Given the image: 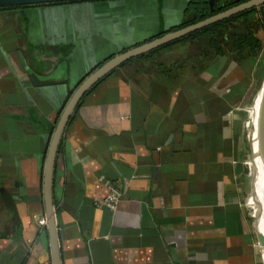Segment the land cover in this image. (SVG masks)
Here are the masks:
<instances>
[{"label": "crops", "instance_id": "obj_1", "mask_svg": "<svg viewBox=\"0 0 264 264\" xmlns=\"http://www.w3.org/2000/svg\"><path fill=\"white\" fill-rule=\"evenodd\" d=\"M160 1L147 21L165 14L171 23L159 28L178 24L184 0ZM34 3L0 8V264H54L51 234L36 220L50 206L58 264H264L248 167L251 78L235 91L243 73L226 57L187 65L179 54L186 45L143 56L152 46L102 72L68 112L46 192L64 107L102 64L146 42L137 11L148 5ZM77 18L93 30H80ZM114 32L128 34L130 45L81 65L93 52L89 40ZM111 190L113 209L101 202ZM258 194L264 206V188Z\"/></svg>", "mask_w": 264, "mask_h": 264}, {"label": "trees", "instance_id": "obj_2", "mask_svg": "<svg viewBox=\"0 0 264 264\" xmlns=\"http://www.w3.org/2000/svg\"><path fill=\"white\" fill-rule=\"evenodd\" d=\"M247 2L248 0H187L183 12L185 21L172 25L169 30L203 20L222 10L229 13L208 23L192 27L190 30L171 38V40L152 47V50L142 55L151 56L153 53L159 52L160 46L171 48L178 44L186 45L183 50H179V54L184 60L186 59L187 65H191L193 60H198L195 62L196 65L203 64L205 66L215 57H226L229 61H235L242 70L243 76L232 85L235 91H239L247 85L250 78L252 79L253 72H256V70L253 71V66L264 47V38L259 34L261 30L264 31V9H262L264 3L262 2L260 5L253 2L244 4ZM241 3L244 6H240ZM26 5L15 4L0 6V8H15ZM158 10L161 11L160 4ZM193 41L195 42L194 45L191 43ZM189 61L191 64H188ZM259 72L260 78L264 69ZM255 75L258 77L257 74Z\"/></svg>", "mask_w": 264, "mask_h": 264}, {"label": "water", "instance_id": "obj_3", "mask_svg": "<svg viewBox=\"0 0 264 264\" xmlns=\"http://www.w3.org/2000/svg\"><path fill=\"white\" fill-rule=\"evenodd\" d=\"M53 1H62V0H0V6H7V5H15V4H29V3H34V2H53ZM264 2V0H254L253 3H262ZM89 10H84V11H79L76 12L75 15L77 17H80L82 15H88ZM229 12L228 11H221L218 14H213L210 15L208 18H205L203 20H199L193 23H190L189 25L182 27V28H177V29H171L169 30L170 27L165 28L164 29V33L161 34L160 36H156L152 38V35H155V32H151V34L149 35L150 38L148 41H146L143 45H134L129 49H126L122 52H120L118 55L114 56L111 60H109L110 62L107 61V63L102 64L96 71H94L93 76H90L89 78H85L80 86L75 90V93L73 95V97L71 98V100L69 101V103L64 107V110L62 112V117L60 118L59 123L57 124L56 129L54 130V137H53V141H52V145H51V149H50V157L48 160V164H47V168H46V192L48 193L49 190V184H50V176H51V164H52V160H53V156H54V150L55 147L57 145V141L60 135V131L66 121V118L68 116V112L70 110V108L72 107V105L74 104L76 98L78 97L79 93L88 85H90L92 82H94V80L105 70H107L108 68H110L111 66H113V64H115L116 62L122 60L123 58H126L128 56L133 55V53L139 52L142 50V48H150L152 46L158 45L162 42L168 41L171 38L182 34L184 31L190 30V28L192 27H196L205 23L210 22L213 19L216 18H220L223 17L225 15H227ZM158 16L162 19V14L161 11L158 10ZM89 16H86V18L88 19ZM77 23H79L78 28L80 30H83V28H86L88 26V30H93L92 26H91V21H86L83 23H81L80 18H77ZM177 24V23H176ZM175 25V24H173ZM78 35L76 34L74 36V38H72V40L74 42H76ZM70 38V37H68ZM71 39V38H70ZM66 48L67 45H65V43L63 44ZM143 46V47H142ZM74 52V49H73ZM74 53H73V57L70 58L71 62L72 59H74ZM109 56H111L110 54H107L106 56H102L101 59H97L96 63H94V65H92L93 67L97 64H99L100 61H102L103 59H106L107 57L109 58ZM98 58V57H97ZM58 82L56 79L55 80H44L41 83H45V84H52ZM258 91L255 94L253 100H252V105L255 104L256 98L259 96V101H258V105L256 107L257 111L254 117V114L251 117V125H250V132H249V139H248V148H249V167H250V176H251V187L253 188V195L257 196V188L255 187V183H256V167H255V162H256V156L257 158H261L262 160V167L264 168V74L261 78L260 84L258 86ZM258 160V159H257ZM257 190V191H256ZM47 217H48V221H47V227H48V231L51 234V245H52V250L54 253V264H58V258H57V251H56V236H55V231H54V213L52 211V206L48 207L47 210ZM263 244H264V239H263Z\"/></svg>", "mask_w": 264, "mask_h": 264}, {"label": "rangeland", "instance_id": "obj_4", "mask_svg": "<svg viewBox=\"0 0 264 264\" xmlns=\"http://www.w3.org/2000/svg\"><path fill=\"white\" fill-rule=\"evenodd\" d=\"M253 1L254 0H248V2L244 3V4H248V3H251ZM244 4L241 3L240 6H244ZM255 4L256 5H260V3H255ZM262 7H263L262 9H264V6H262ZM222 11H226V10H222ZM163 13H164V11H163ZM139 17L141 18L142 15L139 14ZM174 17H176V15H174ZM138 21H139V18H136L135 23H137ZM132 23H134V16L133 15L127 17L126 20H125V24H128L127 27H131ZM170 23L171 22L168 20V17H166V15L164 14L163 21L162 22L161 21L158 22V26L156 25L155 29H158L159 27L163 26V24L167 26ZM116 26L118 27L119 24H117ZM125 32H121V33L114 32L113 36H111L109 39H107V38L106 39H98V41L89 40V51L93 50V52L90 53L89 58L87 56V58L85 60H84V57L86 55L84 57L81 56V59H80L81 65H86V63H88V61L92 62L93 61V55L102 57V56H106L107 54H109L111 51H113L115 49L121 48L123 41H125L127 43V46H129L130 45V41L132 39H130V37L128 38L127 37L128 34H125ZM259 34L262 36V38H264V31L261 30V32ZM127 46H125V47H127ZM91 54H93V55H91ZM87 59H88V61H87ZM255 61H256V63H254L253 71L256 70V72H253V73H254V75L255 74L258 75V72L259 71L261 72V70L264 69V47H263V49H261V52L259 53V55L257 56V60H255ZM235 63H236L235 61L232 62V64H235ZM254 75H252L250 88H249L250 89L249 91H251V96H252L251 97V101H250L251 103H252V100H253L255 94L258 91L257 88H258V86L260 84L259 75H258V77H256V75L254 77ZM246 103H247L246 105H249V99H248V101ZM248 167H249V163H248ZM249 169H250V167H249Z\"/></svg>", "mask_w": 264, "mask_h": 264}, {"label": "flooded vegetation", "instance_id": "obj_5", "mask_svg": "<svg viewBox=\"0 0 264 264\" xmlns=\"http://www.w3.org/2000/svg\"><path fill=\"white\" fill-rule=\"evenodd\" d=\"M69 1H73V0H69ZM107 1H119V0H107ZM145 1L147 2L146 4L148 5V9H146V10L145 9L144 10H138L137 12H138V14H141L142 15V19L144 18V23L145 24L143 26L144 29L142 28V30H141V34L142 35H145L146 34V36H143V38H145V41H148L149 39H152L153 37L160 36L161 34H163L164 33V30H163L164 28H162V29L161 28H158L157 30H155V33H154L155 35H153L152 38H149V34L147 35V32H151V30H154L156 28V25L158 26V24L153 25L152 24V21L151 20L147 21V18H146L151 13L150 12V9L154 5L155 0H145ZM53 2H49V3H46V2H38V3H34V4H47L48 5V4H52ZM60 2H62V1H60ZM186 3H187V0H184L183 4L180 5V7H182V11H181L182 13L184 12V10L186 8ZM34 4H32V5H34ZM161 11L163 13V9H161ZM219 12H221V11H219ZM219 12H216L215 14H218ZM183 21H185L184 13H183V18L178 23H182ZM185 26H187V25L179 26V27H176L174 29L182 28V27H185Z\"/></svg>", "mask_w": 264, "mask_h": 264}, {"label": "bare ground", "instance_id": "obj_6", "mask_svg": "<svg viewBox=\"0 0 264 264\" xmlns=\"http://www.w3.org/2000/svg\"><path fill=\"white\" fill-rule=\"evenodd\" d=\"M258 101H259V96L256 98L255 104L254 105L251 104V106H250V109H252L251 117L253 114L255 117V114L257 111L256 107L258 105ZM250 125H251V120H250ZM255 158H256L255 167H256V173H257L255 187L258 190V188H260V187L264 188V168L262 167L261 158H257V156ZM254 200H255V206H257L259 216L262 220V225H264V206H262V203L259 199L258 191H257V196L254 195Z\"/></svg>", "mask_w": 264, "mask_h": 264}, {"label": "built area", "instance_id": "obj_7", "mask_svg": "<svg viewBox=\"0 0 264 264\" xmlns=\"http://www.w3.org/2000/svg\"><path fill=\"white\" fill-rule=\"evenodd\" d=\"M249 161V159H248ZM249 163V162H248ZM118 199V193H116L114 190H111L102 200L101 202H103L104 204H106L108 207H110L111 209H113L116 205ZM53 211V208H52ZM54 213V211H53ZM37 223L38 225H44L47 226V221H48V217H47V213H43V214H39L36 217Z\"/></svg>", "mask_w": 264, "mask_h": 264}]
</instances>
